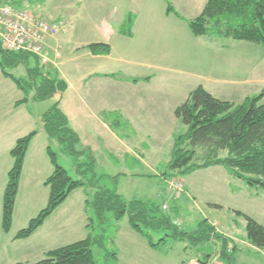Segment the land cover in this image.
<instances>
[{"label":"rangeland","instance_id":"374dc122","mask_svg":"<svg viewBox=\"0 0 264 264\" xmlns=\"http://www.w3.org/2000/svg\"><path fill=\"white\" fill-rule=\"evenodd\" d=\"M170 3L171 0H29L24 9L46 21L54 19L68 23L69 32L58 65L60 76L69 85L67 92L62 95L65 106L75 98L77 90L83 91V96L87 98L103 97L102 99L112 100L114 105L122 102L124 109L137 98L144 97L146 100L142 119L134 121L132 129L125 118H111L115 119L111 121L114 131L123 137L125 146L129 147L125 148V164L115 151L109 150L113 157L110 158V163L105 165L102 156H99V164H103L100 166L102 168L94 165L95 173L97 177L103 174L119 176L122 173L125 177L120 175L117 185L114 179L102 177L100 186L119 189L124 201L149 200L162 208L165 206L163 212L174 210V225L184 232L193 231L201 221L208 220L215 224L217 233L231 240L228 246L232 248L235 245V250L229 254L235 264H264V253L248 245L245 219L236 214L239 212L264 227V189L248 187L244 181L232 177L223 167L199 170L182 178L177 171L168 169L173 139L176 135L184 134L186 127L180 121L170 119L164 109L169 103H178L177 100L187 91L198 87L208 63V58L205 57L211 52L205 50L203 37H195L190 32L187 21H180L171 13L166 15ZM129 11L136 16L135 27L131 30L134 37L131 41L125 40L121 47V40L109 29H120L121 20ZM213 40L223 44L228 42V39L221 38ZM105 41H109L114 47L113 60L123 56V64L119 62L113 68L101 70V61H79L81 55L78 54V49ZM232 59H237L236 55L227 57L223 62ZM26 65L29 68L37 66L31 56ZM102 71L125 81L140 79L141 82H137L139 86L142 82L145 85L147 78L152 79V82L167 84L141 86L143 89L137 90L133 88L136 83L132 82L129 85L125 83V89H114L99 83L95 78H89L93 73ZM11 73L17 78H23L27 71L21 65L11 70ZM85 83H88L86 88H82ZM154 97L159 98V103L164 101V105L151 106ZM242 97L232 94L231 99L237 102ZM12 100L13 98L10 99ZM59 100V97H53L43 103H36L32 111L43 113ZM262 103L264 104V99ZM134 125H137V131L133 130ZM97 144L99 154L105 157V145L101 142ZM52 146H55L52 151L58 157V164L75 179L76 167L73 158L61 156L58 153L61 147L56 141L52 142ZM201 154L198 150L194 164L200 163ZM5 165L3 163L0 166L1 205L4 192L1 184H7V174L10 171ZM37 167L38 165L34 166L32 163L25 165L23 186L15 199L12 229L9 235H0V242L4 241L0 249V264L36 263L49 251L84 240L88 233L94 240L99 239L91 248L96 264H189L207 258L210 264H227L226 259L220 258V243L193 247L187 241L167 239L159 248L153 250L142 237L130 229L127 217L116 222L111 214H107L105 223L100 224L90 208L89 203L92 202L95 190L89 188L90 186L85 191L89 202L86 207L81 206L82 204L75 203L73 206V203H66L60 208L59 215L53 213L32 236L24 240H14L12 244L9 237L27 228L29 222L48 203V188L35 180ZM127 177H132L133 180ZM87 178H91L90 174ZM170 179H178L184 183L183 195L175 196L167 190L166 184ZM81 208V213H78ZM88 224L89 230L86 227ZM112 254L116 255L115 259Z\"/></svg>","mask_w":264,"mask_h":264},{"label":"trees","instance_id":"16d2710c","mask_svg":"<svg viewBox=\"0 0 264 264\" xmlns=\"http://www.w3.org/2000/svg\"><path fill=\"white\" fill-rule=\"evenodd\" d=\"M3 2L24 9L29 0ZM170 13L178 16L168 4L167 14ZM133 21V16L127 15L119 32L130 36ZM187 24L195 37L230 39L264 49V0H208L201 14L187 21ZM87 49L96 56H108L110 53V47L105 44H92L87 46ZM29 57L6 52L0 46V71L23 95L22 100L15 103V107L29 101H48L56 95H62L67 89L66 82L60 79L57 72H44L37 60V66L29 68L26 65ZM21 65L26 68V78H16L11 73V70ZM145 80L149 81V78ZM132 82L137 83L139 80ZM263 99L264 90L240 104H233L214 98L200 86L195 88L174 110L175 119L186 127V132L176 135L173 139L168 169L177 171L182 178L199 170L223 167L232 177L244 181L248 187L264 189ZM41 123L46 135L60 145L65 155L73 158L80 180L72 179L58 164L56 155L47 148V155L53 167L51 175L44 182V186L49 190L47 206L29 222L27 228L14 236V240H24L32 236L73 191L88 185L96 189L92 202L88 203L100 224L105 223L107 214H111L116 222L127 217L130 229L142 237L153 250L159 248L167 239L187 241L193 247L220 243V258L226 259L227 264H235L229 255L235 247L229 248V240L217 233L208 220L201 221L195 230L184 232L174 225V210L163 212L162 206L149 200L127 202L115 189L101 187L99 182L104 176L97 177L91 152L79 150V137L71 129L58 103L43 114ZM35 135L36 132L33 131L18 139L9 153L13 164L7 174L1 216V230L5 234L11 231L21 171ZM198 150L202 156L200 163L194 164ZM85 154L88 162L81 164L79 159ZM89 174L90 179L87 178ZM236 214L245 219L248 243L264 253V227L239 212ZM86 227L89 230L90 224ZM98 241L99 239L94 240L88 233L84 240L49 251L42 260L33 264H96L91 248ZM112 256L116 258L115 254ZM197 261L210 264L208 258Z\"/></svg>","mask_w":264,"mask_h":264},{"label":"crops","instance_id":"0c3cea01","mask_svg":"<svg viewBox=\"0 0 264 264\" xmlns=\"http://www.w3.org/2000/svg\"><path fill=\"white\" fill-rule=\"evenodd\" d=\"M207 1L208 0H171L170 5L173 7L175 12L179 16L178 17L175 15L177 17L176 19L180 21H189L197 18L201 14ZM127 15L133 16V14L130 13V11L125 13V17ZM166 15L169 16L168 14ZM134 17L136 16L134 15L133 18ZM50 20L57 21L54 19H50ZM123 20L124 18L121 21L123 22ZM134 20L136 21V18ZM122 22L119 25L120 29ZM132 27L133 28L135 27L134 21ZM120 29H116V30L109 29V31H111L114 36L117 35V37L121 40V47H123L125 40L128 41L133 40L134 34L132 31L130 36H126L119 32ZM68 32L69 31L67 29V32L60 33L58 36L48 41L46 45V49L49 52V55L55 58V51L58 50L59 57L58 59H56V63H57L56 67L50 68L47 72H57L59 74L58 65L61 59V51L65 43V39L68 36ZM203 38L205 39V41H203V45H205L206 48L205 50L207 52L209 51L211 52L207 53V56L205 57L208 58V63L205 65L204 76L203 78H201V81H199L198 87L199 86L202 87L211 96H213L218 100L226 101L233 104H240L239 102L241 101L244 102L245 99L250 97V95L254 94L253 96H255L264 90L263 89L264 88V49L250 43L233 41L230 39L227 40L228 42H226V44H223L221 42H217L216 40H213L215 39L213 37H207V38L203 37ZM98 44H105L110 47V53L108 56L93 55L87 49V46L89 45H85V47L78 49L80 51L78 54L81 55V57H79V61L86 60L87 62L90 61L92 63L101 61L100 62L101 70H108L107 69L108 67L113 68L114 64L117 65L119 64V62L121 64L124 63L123 56H121V58L118 60H113L112 57H114L113 53L115 50L113 45H111L109 41H105ZM231 55H233V57L236 55L237 59L235 60L232 59V61L229 60L228 62L224 63L223 61H225V59L227 57H230ZM59 77L64 81V78H62L60 74ZM89 78H95V80H98L99 83L109 85L114 89H116L115 87L125 89V83L127 85L133 84L131 80L125 81V79H118L117 76L113 74H108L107 72L104 71L95 72L92 75H90ZM138 80L141 82L140 79ZM152 81H153L152 79L146 81L145 85H143L145 82L144 83L142 82L140 86L139 83H136L134 84L135 87L133 88L140 90L143 89L141 86L151 87L153 84H167L163 82L160 83V82H152ZM84 82H89V81H84ZM87 84L88 83H85L84 86L82 85V88H86ZM68 88L69 85L67 86L65 93L67 92ZM194 89L187 91V93L184 94L180 100H177L178 103H169L168 106L166 105L167 107L164 110L166 115L170 119L176 120L174 117V110L186 100L189 93ZM75 94H76L75 98H73V100H71L67 106H65L64 103L62 102V95H56L55 97H59L60 100L56 101V103L59 104L60 110L66 116L71 129L79 137L80 140L79 150L80 151L85 150V152H91L94 165L98 166V168H102L100 166L103 164L102 162H100L99 164V156L100 158L102 156V160L105 163V165L106 163H110L109 160L110 158L113 157L109 150L115 151L116 155H119L123 163L125 164V156H126L125 148L128 149L129 147L125 146V142L122 139L123 137L114 131L113 123H111V121L115 119H111V118L114 117L116 119H118V117L125 118V121L130 125L132 129V124H134L133 122L142 119L143 116L142 113H144L143 111L145 110L144 104L146 102V100H144V97L137 98L135 102H133L131 105H129V107L124 109L123 108L124 104L122 102L114 105L112 100H108L106 98L102 99L103 97L97 98L90 96L87 98L83 96L84 94L83 91H78V90L75 92ZM232 94H238L243 96L242 100L233 102V99H231ZM15 97L17 99H15ZM12 98L13 100L10 101V99ZM22 98L23 95L16 88L15 84L10 80L5 79L0 71V166H3V163H6L5 167L11 169L13 161L9 153L13 148L15 142L18 139L27 136L33 131L36 132V135L31 141L24 159L23 168H22L23 172L21 171L17 196L20 192L21 187L23 186L25 165H30V163H32L34 166L38 165L37 177L35 178V180H37L41 184H44L45 180L51 175L53 171V167L47 155V148H50V150L52 151V147H55L52 146V142L55 140L50 139L46 135L41 123V118L43 114L52 106L47 108L43 113L42 112L33 113L32 107L36 104L35 102L29 101L18 107H15V103L22 100ZM154 99L151 100L154 101L151 104V106L164 105L165 103L164 101L159 103L158 102L159 98L154 97ZM113 114L117 115V117L114 116ZM133 127H135L133 128L134 131L138 130L137 125L136 126L134 125ZM98 142H101L103 145H105V151L103 152V153L105 152L107 153L106 156L104 154L105 157L99 154L98 151L99 145L97 144ZM57 145L59 144L57 143ZM59 149H58V153L61 156L65 155L64 153H62L63 152L62 148ZM86 154L79 159V162L81 164H85L88 162V158ZM97 154H99L98 157ZM57 161H58V157H57ZM73 163L75 167L74 160ZM118 175L119 176L122 175L123 177H125L123 173ZM101 176L104 177L107 176L106 179L110 177L114 179L116 185L119 184V179H120L119 176L108 175V174H103ZM127 179L133 180L132 177H127ZM74 180H80V177L77 175V173H75ZM5 185L6 183L1 184L2 191L5 189ZM87 186L88 185H85V187L73 191L69 195L67 200L54 212V214L59 215V213H61L60 208L66 203H73V206H75V203L82 204L81 206L84 205V207H86L88 204L87 193L85 192ZM89 188L92 189L93 187L90 186ZM114 189L122 198L119 189L116 188ZM93 192L95 194L96 189L93 190ZM47 193L49 194V190ZM0 200H1V196H0ZM130 201H134V200H130ZM15 205L16 204H14L13 216L16 207ZM81 210L82 208L78 211V213H81ZM1 216H2V205L0 203V235L1 233H3L1 232L2 231ZM127 225H128V220H127ZM12 226H13V222H12ZM3 234L9 235L10 232L8 234L5 233ZM9 239L10 242L13 244L14 236L9 237ZM3 244L4 241L0 242V249L1 246H3ZM248 245L252 247L249 243ZM18 264H22V263H18ZM26 264H31V263H26Z\"/></svg>","mask_w":264,"mask_h":264},{"label":"built area","instance_id":"2783aa9c","mask_svg":"<svg viewBox=\"0 0 264 264\" xmlns=\"http://www.w3.org/2000/svg\"><path fill=\"white\" fill-rule=\"evenodd\" d=\"M65 21H46L25 9H18L0 0V46L9 53L23 54L37 60L40 68L47 72L56 67L58 50L55 58L49 55L46 45L50 39L60 33L67 32ZM167 190L175 196L184 194V184L181 180L167 181ZM163 209H166L164 206ZM215 227V224H212ZM229 248L231 246L229 245ZM189 264H202L199 261Z\"/></svg>","mask_w":264,"mask_h":264}]
</instances>
